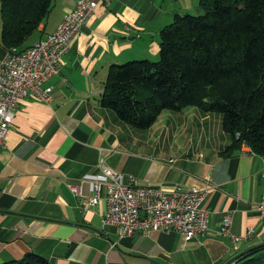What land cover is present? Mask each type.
<instances>
[{
  "label": "crops",
  "instance_id": "crops-1",
  "mask_svg": "<svg viewBox=\"0 0 264 264\" xmlns=\"http://www.w3.org/2000/svg\"><path fill=\"white\" fill-rule=\"evenodd\" d=\"M77 1L54 0L29 46L55 31ZM198 5L199 0L101 1L71 42L60 73L44 82L53 88V100L30 92L20 101L0 148V264L29 253L48 264H241L264 244L257 209L264 196V157L245 144L226 153L232 138L221 114L196 106L164 110L150 128L138 129L100 103L109 68L158 59L162 28L176 13L198 11ZM6 53L0 24V62ZM101 161L127 184L205 190L206 235L186 240L170 230H101L106 185L99 203L90 206L86 198L95 193L94 182L84 179L102 175ZM226 214L234 235L250 228L254 235L240 242L221 235Z\"/></svg>",
  "mask_w": 264,
  "mask_h": 264
},
{
  "label": "trees",
  "instance_id": "trees-1",
  "mask_svg": "<svg viewBox=\"0 0 264 264\" xmlns=\"http://www.w3.org/2000/svg\"><path fill=\"white\" fill-rule=\"evenodd\" d=\"M53 7L54 0H0L6 51L33 46ZM199 9L176 13L162 28L158 59L112 65L100 103L138 129L150 128L164 110L219 113L232 138L226 153L245 144L264 157V0H199ZM252 251L241 264H264V244ZM10 264L48 261L29 253Z\"/></svg>",
  "mask_w": 264,
  "mask_h": 264
},
{
  "label": "built area",
  "instance_id": "built-area-1",
  "mask_svg": "<svg viewBox=\"0 0 264 264\" xmlns=\"http://www.w3.org/2000/svg\"><path fill=\"white\" fill-rule=\"evenodd\" d=\"M101 1L107 0H78L70 14L78 15L73 23L68 24L64 19L55 31L25 51L6 53L0 62V148L5 146L15 111L23 98L31 92L44 102L53 100V88L44 86V82L59 72L71 40L81 32ZM34 53L38 54L37 59L30 60ZM100 165L101 176L86 175L84 179L94 182L95 193L86 198L90 206L99 203L102 185H106L107 210L101 219V230L111 225L118 227L122 235H133L139 229L145 233L170 230L180 232L186 240L203 237L208 232L205 190L176 187L166 191L134 182L127 184L122 175L104 166L103 161ZM261 172L264 176V164ZM257 209L264 222V196ZM231 224L232 216L226 214L219 232L232 241L240 242L254 235L255 230L250 228L246 235L236 236L231 232Z\"/></svg>",
  "mask_w": 264,
  "mask_h": 264
},
{
  "label": "rangeland",
  "instance_id": "rangeland-1",
  "mask_svg": "<svg viewBox=\"0 0 264 264\" xmlns=\"http://www.w3.org/2000/svg\"><path fill=\"white\" fill-rule=\"evenodd\" d=\"M187 2H188V0H187ZM76 7V6H75ZM97 8V7H96ZM75 9V8H74ZM74 9H72L71 11H69L65 16H64V18H63V20L65 19L66 20V22L69 24V23H73L75 20H76V18H78V15H74V16H70V14L72 13V11L74 10ZM95 11H96V9H95ZM95 11H94V13H95ZM93 13V14H94ZM191 13L192 14H194V15H199V14H201L202 13V11L199 9L198 11L196 10V11H191ZM92 14V15H93ZM53 15V14H52ZM51 15V16H52ZM70 16V17H69ZM66 17V18H65ZM62 20V21H63ZM86 25V24H85ZM36 36L37 35H34L31 39H30V42H33L35 39H36ZM76 36H74V38H75ZM73 38V39H74ZM43 39V38H42ZM73 39L71 40V42L73 41ZM41 40V39H40ZM158 45H159V43H158ZM71 48V47H70ZM69 51H70V49H69ZM68 54V53H67ZM67 54L65 55V57L67 56ZM37 57H38V54L37 53H34V54H31L30 56H29V59L30 60H35V59H37ZM65 57H64V61H65ZM46 59V56H44V60ZM63 62V61H62ZM124 64V63H123ZM41 65V64H40ZM119 65H121V64H119ZM60 70H61V68H60ZM60 70H59V72L57 73V74H59L60 73ZM56 75V74H55Z\"/></svg>",
  "mask_w": 264,
  "mask_h": 264
}]
</instances>
